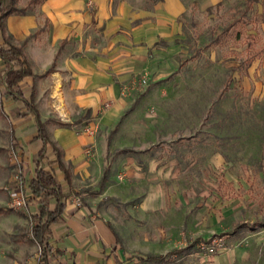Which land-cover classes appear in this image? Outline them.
Here are the masks:
<instances>
[{"label":"crops","instance_id":"0c3cea01","mask_svg":"<svg viewBox=\"0 0 264 264\" xmlns=\"http://www.w3.org/2000/svg\"><path fill=\"white\" fill-rule=\"evenodd\" d=\"M22 1L16 5L26 12L8 15L4 28L0 24V46H9L8 39L22 48L32 74L17 89L37 114L24 100L10 96H3L8 105L2 112L10 119L25 183L42 167L66 194L61 217L52 225L51 264H144L139 256L147 254L181 264H190L195 255V264L246 262L251 254L245 244L213 255L185 252L189 245L199 248L211 238L201 232L188 241L185 230H216L225 238L241 232L247 220L238 219L252 183L248 170L246 177L232 170L234 162L226 151L232 140L198 138L189 135V125L172 126L167 119L169 108L183 96L177 93L181 71L193 59L183 35L184 0L145 6L130 0ZM208 1L214 5L221 0ZM5 68L0 59V71ZM144 74L149 77L146 87L124 92ZM37 115L61 150L69 179L52 145L38 164L44 143L38 137ZM86 125L94 126L95 133L83 131ZM89 147L92 155L85 152ZM225 164L231 169L220 172L217 184L210 183L214 189L206 193L208 186L202 182L211 177L210 169ZM203 195L207 198L201 199ZM29 197L31 216L38 202ZM109 199L121 201L122 221L106 208L100 210ZM56 205L52 199L50 207ZM32 239L31 231L28 237L0 239V264H39L41 248Z\"/></svg>","mask_w":264,"mask_h":264},{"label":"rangeland","instance_id":"374dc122","mask_svg":"<svg viewBox=\"0 0 264 264\" xmlns=\"http://www.w3.org/2000/svg\"><path fill=\"white\" fill-rule=\"evenodd\" d=\"M130 1L138 6L155 3L152 0ZM27 2L28 0L22 1L23 4ZM184 2L187 11L183 15V35L188 55H193L197 49L201 51L182 69V83L178 85L177 93L183 96L178 97L171 105L167 119L172 126L183 123L189 125L192 128L189 135H196L198 138L215 141L222 137L225 142L232 140L233 145L229 144L226 149L229 160L234 162L232 170L240 177H246L244 170H248L249 182L252 183L249 197L243 199L244 207L238 219L240 222L247 220L240 225L241 232L232 238H225L221 236L224 234L216 230L196 229L193 230L195 233L185 230L188 241L201 232L211 236L209 241L223 238L222 247L208 250L201 245L197 248L195 244H191L185 252L199 250L205 255H213L235 243L245 244L249 246L251 256L243 264H264V225L261 224L264 220V57L256 59L248 72L243 66L251 49L264 47V0H221L214 5H208V0ZM220 33L224 34L221 44L205 47L212 37ZM148 83L147 76V83L139 86L144 88ZM3 94L4 87L0 80V209L3 210L0 213V239L6 240L16 236L28 237L32 218L26 206L17 211L10 205L7 186L10 187L9 180L13 178L19 165L16 162L18 150L11 138L10 119L2 112L8 105ZM150 110L153 115L156 114L154 107ZM211 148L212 146L206 148V151ZM202 152L203 150H198V155ZM225 168L231 169L228 164L216 167V170L210 169L211 177L202 182L208 186L206 193H211L210 188L214 187L210 183L217 184L215 179ZM202 183L198 184L204 192L205 186ZM241 193L243 196L245 190H241ZM203 198L207 197L203 195L201 199ZM102 207L117 222L122 221L124 207L119 199L104 202L100 206L103 213ZM171 259L167 256L166 261L160 264H181ZM197 261L195 255L190 257L189 263L195 264Z\"/></svg>","mask_w":264,"mask_h":264},{"label":"trees","instance_id":"16d2710c","mask_svg":"<svg viewBox=\"0 0 264 264\" xmlns=\"http://www.w3.org/2000/svg\"><path fill=\"white\" fill-rule=\"evenodd\" d=\"M41 0H30L29 5L36 4ZM154 2L160 0H152ZM257 1V0H252ZM26 8H19L16 5V0H0V24L4 28L5 18L12 13L24 14ZM224 34L220 33L212 37L210 42L205 45V47H211L216 44L219 45L222 42ZM6 42L9 46L4 47L0 46V59L5 63V71L2 73L0 71V80L4 87L3 96L12 97L15 100L22 99L26 102L29 108L36 112L37 110L32 102L26 100L23 96V92L20 89H17L19 82L29 74H32V69L24 59L23 50L19 46L12 45L7 39ZM200 49H197L196 52L191 55V58L197 57L200 53ZM264 57V47L253 48L248 52V56L243 62V66L248 68L251 63L258 59ZM37 125H38V137L43 140V148L38 154V164L45 158V153L47 146L52 145L54 153L57 157V160L60 166L66 172L67 179H69V172L66 169L64 163L61 160L62 152L56 146V144L50 139L45 124L40 120L37 115ZM12 143L17 148L16 138L14 132H12ZM105 177L101 181V187L104 183ZM27 182V181H26ZM26 194H28L27 201L31 199L29 196L38 202V210L35 213L31 214L32 226L31 233L35 242L41 248V255L39 259V264H51L53 260V247L50 244V237L52 233V225L57 222L64 209L63 200L66 197V194L62 191L58 181L50 170L43 169L42 167L38 168L36 171L35 177L30 181V184L25 187ZM52 199L57 200V205L54 208L50 207V202ZM3 210L0 209V213ZM139 261L144 264H160L166 261V256L147 254L145 256H139Z\"/></svg>","mask_w":264,"mask_h":264},{"label":"built area","instance_id":"2783aa9c","mask_svg":"<svg viewBox=\"0 0 264 264\" xmlns=\"http://www.w3.org/2000/svg\"><path fill=\"white\" fill-rule=\"evenodd\" d=\"M90 5H93V1L89 2ZM139 82H141L140 84H146L147 83V75H142ZM140 84H133L131 86H127L124 88V92H128V91H132L135 89L140 88ZM83 131L90 133V134H94L96 129L94 126H90V125H86L83 127ZM86 154L87 155H92L93 153V149L91 147L86 149ZM119 179H122V177L120 176V174L118 175ZM10 185V184H9ZM25 187H26V183H25V179H24V175L22 170L20 169V167H18L17 172L14 174L12 181H11V185L10 187L7 186V189L10 191V198H11V202L10 205L13 209L15 210H20L23 207H25L27 205V199L28 196L25 193ZM78 205H81V200L77 199L76 200ZM222 237L217 239H213L212 241L208 242L207 244H201V247L207 248L208 250H212L215 249L217 247H222Z\"/></svg>","mask_w":264,"mask_h":264}]
</instances>
